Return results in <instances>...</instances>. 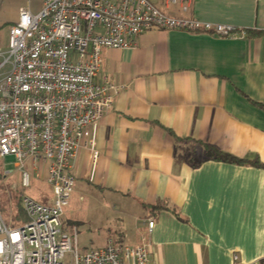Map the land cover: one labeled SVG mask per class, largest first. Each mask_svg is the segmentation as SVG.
<instances>
[{"label": "crops", "instance_id": "crops-1", "mask_svg": "<svg viewBox=\"0 0 264 264\" xmlns=\"http://www.w3.org/2000/svg\"><path fill=\"white\" fill-rule=\"evenodd\" d=\"M152 1L167 13L235 30L220 36L154 27L134 47H104L96 81L108 76L123 88L100 121L94 180L87 178L89 152L81 149L76 183L87 181L120 204L109 216L106 244H137L143 219L154 216L151 260L260 264L264 166L253 161L264 164V33H257L264 31V0H190L187 12L181 2ZM205 144L247 162L208 159ZM30 163L48 181L47 163L34 168L28 159L27 171ZM31 186L32 175L24 188ZM22 196L5 218L11 225L27 220ZM51 197L52 188L39 201ZM92 201L101 212L102 201Z\"/></svg>", "mask_w": 264, "mask_h": 264}, {"label": "built area", "instance_id": "built-area-1", "mask_svg": "<svg viewBox=\"0 0 264 264\" xmlns=\"http://www.w3.org/2000/svg\"><path fill=\"white\" fill-rule=\"evenodd\" d=\"M168 1L189 10L190 0ZM154 27L220 36L235 30L167 13L152 0H43L38 12L20 7L9 50L0 45V157L15 158L23 187L31 185L26 161L31 159L34 168L47 163L52 197L42 203L23 195L27 220L17 226L0 210V264H64L67 252L74 264H165L149 259L154 216L143 219L137 244L110 238L105 246L85 251L76 229L63 228L78 153L88 150L87 178L94 180L100 121L123 88L108 76L96 81L101 50L134 47L138 35Z\"/></svg>", "mask_w": 264, "mask_h": 264}, {"label": "rangeland", "instance_id": "rangeland-1", "mask_svg": "<svg viewBox=\"0 0 264 264\" xmlns=\"http://www.w3.org/2000/svg\"><path fill=\"white\" fill-rule=\"evenodd\" d=\"M43 0H2L0 6V45L7 52L9 50L10 28L18 17L21 6H31L34 12L42 8ZM13 157H0V210L5 218L15 214L16 200L18 196L27 195L40 201L50 194L51 188L48 185L47 174L35 173L32 164L27 169L32 175V186L22 187V171L12 162ZM4 166V167H3ZM5 169L11 170L8 176H4ZM82 186L85 188L82 189ZM93 189V191H91ZM100 190L87 181L78 180L74 186L70 203L65 209L63 216V228L70 233L76 229L79 235V248L82 251L97 249L106 245V235L110 231L107 227L109 216L116 215L119 209V202L113 196L104 197ZM16 197V198H15ZM93 198L102 201V211L98 212ZM98 212V213H97ZM96 220V221H94ZM100 227H102L100 229ZM105 227V228H103ZM100 229V231H99ZM113 231L115 228H112ZM64 264H74L72 252H67L63 259Z\"/></svg>", "mask_w": 264, "mask_h": 264}, {"label": "trees", "instance_id": "trees-1", "mask_svg": "<svg viewBox=\"0 0 264 264\" xmlns=\"http://www.w3.org/2000/svg\"><path fill=\"white\" fill-rule=\"evenodd\" d=\"M257 33H264V31L257 32ZM205 148H206L207 158L208 159H216V160L235 162V163H245V162H247V160H243L242 158H239V157H237V156H235L233 154L225 152V151H223V150H221V149H219V148H217L215 146L205 144ZM253 164L257 165V166H264V164L261 163L259 160H254ZM20 200H21V197H20ZM18 204L20 206V203H18ZM155 207L159 208L160 204L156 205ZM260 264H264V258L260 260Z\"/></svg>", "mask_w": 264, "mask_h": 264}]
</instances>
